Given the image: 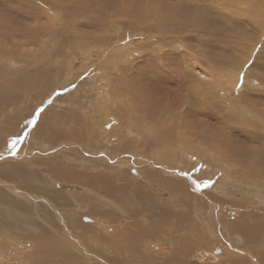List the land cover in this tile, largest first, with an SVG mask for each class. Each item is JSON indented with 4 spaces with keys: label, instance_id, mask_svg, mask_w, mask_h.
Returning <instances> with one entry per match:
<instances>
[{
    "label": "rangeland",
    "instance_id": "1",
    "mask_svg": "<svg viewBox=\"0 0 264 264\" xmlns=\"http://www.w3.org/2000/svg\"><path fill=\"white\" fill-rule=\"evenodd\" d=\"M117 1L0 0V264H264V0Z\"/></svg>",
    "mask_w": 264,
    "mask_h": 264
},
{
    "label": "bare ground",
    "instance_id": "2",
    "mask_svg": "<svg viewBox=\"0 0 264 264\" xmlns=\"http://www.w3.org/2000/svg\"><path fill=\"white\" fill-rule=\"evenodd\" d=\"M105 1H107L108 3L109 2H111V0H105ZM113 1V0H112ZM132 1H137V0H119V1H117V3H115L116 4V6L117 7H115L118 11H116L117 13H116V16H119L120 14H124V13H128V11H130V7L131 6H133L134 8H136L135 10H137V8L138 7H135L133 4H131L130 2H132ZM121 8H122V10H121ZM148 8H149V6H146V7H144L143 9H141V10H138V11H143V12H145L146 14H149L148 13ZM175 9H178L176 6L174 7ZM154 10V9H153ZM115 14V13H114ZM152 14H157V11L156 10H154L153 11V13ZM167 14H169L168 12H159V16L161 17V19H163V20H165L166 18H169V17H167ZM172 20V19H171ZM167 21H168V19H167ZM122 81H123V79H122ZM121 81V82H122ZM124 82V81H123ZM123 87V86H122ZM227 89V87H223V90H226ZM227 91V90H226ZM121 92V91H120ZM127 93V92H126ZM143 95V94H142ZM140 95V93H135V92H133V97L132 98H129V99H131V105H133V106H137L136 108L137 109H142V106H145L144 105V103H140V104H138L137 103V100H139V101H143V102H149V100H148V98L145 96V95ZM142 96V97H141ZM146 98H145V97ZM18 109H20V108H18ZM136 109V110H137ZM162 116V115H161ZM259 118H261V117H259ZM150 121V120H149ZM138 122V121H137ZM141 123V122H140ZM146 127H147V125H145ZM161 126H165L163 123H157V125H155V131H157V128L159 129ZM174 127V126H173ZM175 128V127H174ZM173 131H174V129H168L167 128V132H166V130H165V132H164V134H167V135H165V136H167V137H169V136H171L172 134H173ZM158 132H160V131H158ZM162 136V135H161ZM163 137V136H162ZM214 138V137H213ZM220 138V137H219ZM157 139V138H156ZM158 140V139H157ZM206 141H207V139H205ZM229 142V141H228ZM230 144V143H229ZM224 148H225V150H224ZM224 148H223V155H226L227 154V152H228V146H224ZM170 152V151H169ZM249 153V152H248ZM247 153V154H248ZM125 160V159H124ZM218 161L219 162H224L225 163V157L224 156H219L218 157ZM124 162V161H123ZM123 162H121V164L123 163ZM126 162V161H125ZM227 162V161H226ZM93 163V161H91V160H88V164L89 165H91ZM237 163H239L240 165H241V167L242 166H244V164H245V166L246 167H248L247 168V170H246V173H248V172H250V171H252V173H251V175H253V176H258V177H260V176H262V175H264V172H259L258 170V167H259V165H260V163H262V162H260V161H257V160H254L253 162H249V163H244V162H237ZM101 164V163H100ZM119 164V163H118ZM227 164H228V162H227ZM232 164L233 165H235V167H236V165L237 164H235V163H233L232 162ZM12 166V169H14V170H16V171H18L19 173L21 172V176L24 178V180L28 183V185H30L31 187H35V188H38L37 186H36V184H32L31 182H29L28 181V178L29 177H33L34 175H33V171H29L25 166H23V167H21L22 165L21 164H17V165H15V164H11ZM102 165H104V164H102ZM229 166H231L230 164H228ZM94 166H99V165H94ZM111 167V166H110ZM95 168V167H94ZM100 169V168H99ZM102 169V168H101ZM54 170V169H53ZM68 170V169H67ZM22 171H24V172H22ZM57 172V170L55 169L54 170V172ZM75 171V169L73 170V169H70V174H71V172H73V173H75L74 175H77V174H79V173H77V172H74ZM31 172V173H30ZM81 172V171H80ZM68 173L69 172H67L66 174L68 175ZM35 174H37V173H35ZM105 173H103V175L102 176H105L106 177V175H104ZM81 175H84L83 173L81 174ZM56 176H57V174H56ZM102 176H100V177H96L95 178V180L96 179H98V180H100V178L102 179V181L103 180H105L106 178H104V177H102ZM64 177V176H63ZM93 177H95L94 175H93ZM36 178V177H35ZM256 179H257V177H255ZM190 179H191V177H190ZM261 179V178H260ZM107 181H109V180H107ZM261 181V180H260ZM24 182V181H23ZM171 182V181H170ZM26 183V184H27ZM168 184H170V186L172 187V185H173V182H171V183H168ZM163 186H165V185H163ZM176 189H175V192H179V188H177V187H181V185H180V183L179 182H175L174 183V185H173ZM137 190H138V188H137ZM99 193L97 194L98 196L99 195H104L102 192H101V190H97ZM145 193V192H144ZM143 193V194H144ZM113 194V196L114 197H116V198H118L117 197V195H115L114 193H112ZM116 194H120V198H122V200L124 199L123 198V194H121V193H116ZM138 194H139V192H138ZM109 195V194H108ZM139 195H142V194H139ZM52 196V195H51ZM54 196V195H53ZM56 196H61V194L59 193V192H57V195ZM99 197H101V196H99ZM102 199V198H101ZM127 199V198H126ZM117 200V199H116ZM127 200H129V201H133V202H130V203H132V204H134L135 203V200L134 199H127ZM125 200H123V202H124ZM149 201H151V200H149ZM115 203H117V202H115ZM125 203V202H124ZM155 203V202H154ZM137 208V207H136ZM147 208V209H146ZM146 211L149 213L150 212V214L152 215L153 213H152V211H153V208L152 207H148V205H146ZM139 209V208H138ZM142 210V211H141ZM139 209L138 210V212H143L144 211V208L143 209ZM146 212V213H147ZM108 215V214H107ZM148 215V214H147ZM154 217V216H153ZM153 217H150V216H148V218H147V220H149V223H147V225H144L146 228H149V226L151 227L152 225H153V227L155 226V222H154V220L152 219ZM202 217V216H201ZM107 224V223H106ZM106 224H104L103 223V226H105ZM157 226V225H156ZM136 229V228H135ZM150 229V228H149ZM141 231H142V229H141ZM145 231V230H144ZM142 233V232H141ZM149 234V233H148ZM151 234V233H150ZM147 238H148V236H146V238H143V236H141V237H139L138 238V235H137V243L139 242V243H142V241H146L147 240ZM141 240V241H140ZM59 251H61V250H59ZM54 253H55V251H54ZM58 254V253H57ZM51 260V259H54V257H51V255H50V257H48V259L47 260ZM51 261H54V260H51ZM55 262V261H54ZM41 264H43V263H41Z\"/></svg>",
    "mask_w": 264,
    "mask_h": 264
},
{
    "label": "water",
    "instance_id": "3",
    "mask_svg": "<svg viewBox=\"0 0 264 264\" xmlns=\"http://www.w3.org/2000/svg\"><path fill=\"white\" fill-rule=\"evenodd\" d=\"M220 252H221V248H220V247H217L216 250L213 252L212 256L214 255V258H217V256H216L215 254L220 253ZM207 253H208V252H207ZM209 253L211 254L212 252H209ZM209 253H208V254H209ZM212 256H211V257H212Z\"/></svg>",
    "mask_w": 264,
    "mask_h": 264
},
{
    "label": "snow or ice",
    "instance_id": "4",
    "mask_svg": "<svg viewBox=\"0 0 264 264\" xmlns=\"http://www.w3.org/2000/svg\"><path fill=\"white\" fill-rule=\"evenodd\" d=\"M15 141H13V145H14Z\"/></svg>",
    "mask_w": 264,
    "mask_h": 264
}]
</instances>
